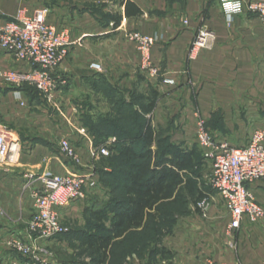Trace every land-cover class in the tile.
<instances>
[{
    "label": "crops",
    "instance_id": "1",
    "mask_svg": "<svg viewBox=\"0 0 264 264\" xmlns=\"http://www.w3.org/2000/svg\"><path fill=\"white\" fill-rule=\"evenodd\" d=\"M243 1V13L227 19L220 0H0V27L22 11L30 15L45 8L47 24L69 35L68 55L55 71L66 83L49 100L33 87L5 81L8 72H27L29 66L0 48V131L13 140L0 167L1 264L24 261L8 242L26 238L32 193L40 188L30 176L75 170L59 154V141L66 138L76 148L78 171H87L93 162L94 139L84 120H95L98 107L102 116L112 115L125 100L129 111L143 115L162 138L186 152L197 147L200 124L214 141L233 147L245 146L256 131L264 134V27L250 9L264 0ZM202 27L215 33L214 47L188 60L187 51ZM132 33L153 39L149 54L157 78L140 69ZM150 100L152 110L143 114ZM14 149L20 154L16 163L11 161ZM249 189L264 208V179ZM84 202L59 209L60 218L71 216ZM241 232L240 262L264 264V219ZM55 242L35 241L42 256ZM227 263L239 264L233 259Z\"/></svg>",
    "mask_w": 264,
    "mask_h": 264
},
{
    "label": "built area",
    "instance_id": "2",
    "mask_svg": "<svg viewBox=\"0 0 264 264\" xmlns=\"http://www.w3.org/2000/svg\"><path fill=\"white\" fill-rule=\"evenodd\" d=\"M250 9L258 14L264 27V4H251ZM220 10L225 18L230 19L243 13L244 1L220 0ZM47 14L45 8L35 9L30 15L20 12L16 20L0 27V48L14 60L29 66L27 72H8L5 81L17 87H33L43 98L49 100L52 94L66 83L55 75V71L68 55L69 35L66 30L47 24ZM184 24H187V21ZM129 39L140 54V69L150 78H157L158 70L151 63L149 54L154 44L153 39L139 33L130 34ZM215 41V33L204 27L199 28L187 51L188 60H194L202 50L212 49ZM90 68L99 70L96 64H91ZM263 138V132L256 131L245 146L233 147L226 141H214L203 124L199 125L196 132V144L202 149L204 158L212 163V193L197 203V209L206 213L209 199L218 197L228 212L226 229L229 234L264 219V208L255 200L249 189L250 184L264 179ZM114 142L110 140L93 148V158L108 157V147ZM12 143V138L0 131V167L8 157ZM58 151L75 170L63 175L45 173L36 177L30 176L33 182L40 184V188L32 193L33 213L25 228L26 238L14 237L8 242L10 250L24 261H12L7 264L44 263L45 257L40 254L35 241L56 240L66 232L58 210L82 202L98 188V178L92 167H88L85 172L78 171L81 159L69 140L62 138ZM19 157V152L14 149L11 161L16 163Z\"/></svg>",
    "mask_w": 264,
    "mask_h": 264
},
{
    "label": "rangeland",
    "instance_id": "3",
    "mask_svg": "<svg viewBox=\"0 0 264 264\" xmlns=\"http://www.w3.org/2000/svg\"><path fill=\"white\" fill-rule=\"evenodd\" d=\"M101 111L102 107H98L94 117H100ZM196 146L190 150L197 151L196 164L184 176L186 181L178 186L174 199L156 214L144 230L114 240L105 264H228L232 259L242 264L237 248L240 235L244 232H227L229 217L223 202L217 198L209 199L206 213L197 209L200 192H208L211 188L212 163ZM130 164L119 165L101 157L93 160L89 167L99 179L97 190L82 201H85V206H78L71 216L60 218L67 230L52 247H47L44 263L37 264H91L93 256L84 245L86 236L104 234L109 228L112 214L119 208L115 201L118 204L123 201L122 186ZM105 170L109 171L108 175H103ZM96 210H102L99 220L91 213Z\"/></svg>",
    "mask_w": 264,
    "mask_h": 264
},
{
    "label": "trees",
    "instance_id": "4",
    "mask_svg": "<svg viewBox=\"0 0 264 264\" xmlns=\"http://www.w3.org/2000/svg\"><path fill=\"white\" fill-rule=\"evenodd\" d=\"M153 104V100H150L142 108V113H149ZM130 107L131 104L121 100L112 115H101L95 120L85 117L84 120L94 139V147L105 144L110 137L115 138L114 144L108 147L109 156L101 157L102 160L114 161L119 165L131 162L122 186L123 201L119 204L115 201L119 208L113 212L109 228L104 234L91 233L86 236L84 245L93 256L91 264H105L114 240L144 230L156 214L174 199L176 189L184 184V176L198 158L197 151L186 152L162 138L143 115L129 111ZM108 173L105 170L103 175ZM209 193H212L211 188L208 192H200L198 201ZM110 201L113 202L111 198ZM91 213L98 220L102 216V210Z\"/></svg>",
    "mask_w": 264,
    "mask_h": 264
}]
</instances>
